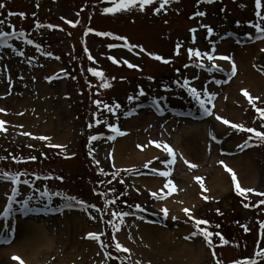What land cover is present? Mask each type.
<instances>
[{
	"label": "rangeland",
	"instance_id": "obj_1",
	"mask_svg": "<svg viewBox=\"0 0 264 264\" xmlns=\"http://www.w3.org/2000/svg\"><path fill=\"white\" fill-rule=\"evenodd\" d=\"M0 3L6 5L0 9V19L5 21L0 25V30L11 31L13 29L10 25L14 26L17 32L23 31L27 39L39 44L43 51H50L53 57H60L56 60L41 55L33 45L24 43V38L9 40L14 48L25 53L23 57L16 56L10 49L0 50V108L5 109V112H0V120L6 121L7 128L6 132H0V158H3L0 159V171L12 174L26 173L21 179L29 180L31 187L21 185L22 195L18 199L27 198L28 195L39 196L36 189H49L74 195L89 204L103 208L105 198L96 195V192L107 193V199L119 197L117 203L109 207V212L103 214V220H99L101 213H95L93 209L89 211L97 215L98 220L89 219L87 213L78 209L47 216L40 214L25 218L18 215V230L12 242L0 244V264H18V261L11 259L16 255L12 246L23 238L25 222L34 224L41 233L45 229L47 236L54 239L52 249L48 251L43 248L36 264H105L99 245L83 237L88 232L103 231L106 233V240L111 239L112 230L104 221L110 218V212L113 210L136 213L134 216L125 217L126 226H122L121 231L116 234L119 242L130 249V253H116L112 248L107 249L113 256L118 255L125 259V264H137V261L140 264H160V258L168 253V249L162 247L166 241L168 247L171 244L175 251L192 248L199 254L195 260H187V264H214L210 250L201 239H184L193 229L191 222L185 223L187 216L182 209L179 213H171L169 210L167 219L160 212L162 207L159 204L167 203L177 195L181 203L190 201L191 204L184 208H189L196 218L208 220L212 225L211 231H220L230 241L228 246L216 250L218 258L223 260L224 264L252 256L258 240L259 223L264 222V205H251L258 204L262 197L250 194L249 200L244 201L250 203V207L245 209L242 205L243 198L235 194L231 176L219 161L224 160L233 169L231 162L239 160L241 167L245 159L252 160L260 177L251 188L264 192V146L240 152L237 146L243 143L247 134L231 130L216 121L214 116L202 115L196 102L179 87L177 81L183 83L184 79H188L190 86L196 87L198 91L203 92L204 88H207L210 93H215V99L208 105L214 115L219 103V112L222 113L220 116L234 123L259 128L260 120L256 118L257 114L241 90V87L248 84L250 76L253 79L262 78V86L258 92L251 95L259 97L258 106L264 107V71L257 70L264 68V52L261 51L264 49V41L246 40L248 34H254V29L248 27V23L255 19L254 0H216L213 4H198V0H179L178 3H170L166 12L160 15H153V6L144 13L133 11L115 16L101 14L105 7L110 6L104 0H0ZM197 11L206 12V15L191 18ZM9 12L25 15L23 18L19 15L9 16ZM62 17L64 19H61ZM65 20L79 23L72 27L65 23ZM37 22L56 27L37 29ZM201 25L214 29L217 35L212 39L217 41V49L221 43L232 44L228 48L230 50L225 49V54L230 55L237 66V74L230 80L227 75L231 72L229 66L220 65L224 71L212 73L204 69L185 67L186 64L193 63L187 55L189 47L199 48L201 51L210 50L211 45L205 38L206 29L200 27ZM88 28L125 36L129 43L142 46L146 52L139 53L138 48L133 52L123 47L109 48V44L122 45L123 41L96 36L94 32L85 36ZM192 28L198 29L195 44L192 43L193 34L189 31ZM228 33L233 35L226 40L219 39L221 35ZM237 39L241 41L240 44L236 43ZM178 42L182 47L180 55L177 56L175 49ZM85 47L94 57L95 64L88 60ZM249 47H253V51L250 52ZM147 53L160 55L171 63L163 64L152 59ZM244 53L247 56H244ZM80 56L83 58L81 61ZM109 56L115 57L121 63L113 64L108 59ZM29 58L31 63L28 62ZM125 59L139 67L128 68L122 63ZM89 67L102 70L112 87L107 90L99 89V81L87 71ZM57 74L61 79L51 83L46 80V77ZM9 77L11 84L8 82ZM113 77L115 79H112ZM221 80L228 82H215ZM141 88L147 95L130 103L128 97H135ZM97 92L99 95H96ZM153 98L160 99L161 107L165 109L164 116L158 115L155 109L150 107ZM25 99L28 101L24 104ZM95 99H101L107 104L119 103L121 109L116 116L105 111L99 118L107 119L109 123H118L121 130L131 136L128 142L143 141L146 146L154 148L156 153L132 164L115 166V144L127 135L111 141L107 137L112 133L105 125L88 128L89 123H94L93 113L98 111L92 102ZM133 108L136 110L135 114L126 117L124 113ZM175 113L185 115L177 116ZM188 121L207 123L208 131L204 133V140L192 134L182 136L181 131L190 127L186 123ZM166 125H170V130H165ZM210 130L216 133L220 143L208 136ZM23 132H29L32 136H50L51 143L67 147L63 151L60 148H49L48 141L21 135ZM163 134H167L166 139ZM90 135H100L102 138L89 145ZM174 135L178 137L181 148L176 146L174 149L177 159L169 179L176 184L177 191L165 200L158 201L151 193L159 192L166 183V178L155 175L152 169L167 170L161 161L168 157L150 142L172 143L175 140ZM202 144L206 153L204 164L200 157L203 153ZM89 147L93 149L92 156L89 155ZM183 149L187 151L186 154ZM146 151L143 150L142 153ZM32 156L36 157L35 161L29 160ZM66 156L70 158L66 159ZM181 156L198 167L189 169ZM13 157L28 162L18 164ZM156 157L160 159L157 160ZM95 161H99V164ZM149 161L152 163L148 164ZM145 164H148V167H145ZM208 165L210 167L204 170ZM100 169L107 173L120 170V174L109 184L107 181L112 177L99 175ZM215 172H219V175L226 179V187L221 192L211 185V175ZM179 173L192 178L186 188L176 183ZM36 176H59L63 179L36 180ZM195 176L203 179L208 191L200 188L194 179ZM121 179L123 184L119 182ZM147 181H157L158 191H152L146 184ZM241 186L246 187L242 184ZM10 187L9 182L0 180V211L6 206V194H10ZM187 191H192V194L185 198L182 194ZM204 196L210 199L205 201ZM61 202L59 197L54 196L52 206L56 207ZM135 205H140L145 211H136ZM31 206L40 205L33 202ZM217 209L222 215L217 213ZM140 216H143L144 220H140ZM172 216L177 219L172 220ZM2 223L0 221V225ZM217 224L220 225L219 229L215 228ZM241 225H247L250 232H244ZM149 227H154L155 233L150 232ZM101 239L105 240L104 236ZM110 242L114 243L112 240ZM234 244H239V247H233ZM261 247H264V241L261 242ZM107 264L120 262L108 260Z\"/></svg>",
	"mask_w": 264,
	"mask_h": 264
},
{
	"label": "snow or ice",
	"instance_id": "obj_2",
	"mask_svg": "<svg viewBox=\"0 0 264 264\" xmlns=\"http://www.w3.org/2000/svg\"><path fill=\"white\" fill-rule=\"evenodd\" d=\"M105 3L109 4L110 6H107L103 9L102 15H112L115 16L117 14H123V13H131L133 11H138L140 13L146 12V10L149 7H153V15H160L162 12H166L167 6L170 5L172 2H179V0H104ZM216 0H198V4H213ZM6 5L4 3H0V9L5 8ZM9 16L19 15L22 18L24 17V13H8ZM79 15V13H77ZM206 15V12L203 11H197L194 14V17H204ZM254 16L255 19L253 21H250L248 23V27L251 29H254V34H248L246 36V40L248 41H264V0H254ZM61 19H64L63 17ZM5 21L3 19H0V25H3ZM65 23L71 25L72 27H76L79 21H76L75 23L71 20H65ZM167 23V21H165ZM237 26H239V22H237ZM13 30L11 31H3L0 30V50H6L10 49L12 53H14L16 56L23 57L25 53L23 51L17 50V48H14L11 43H9V40L12 39H21L24 38V43L28 45H33L37 51L41 52V55L47 56V57H53L52 52H45L41 49V46L39 44H34L32 39H27L25 37V33L23 31L17 32L14 28V26H11ZM56 26L53 25H43L39 22L36 23V28H49L52 29ZM200 27H203L206 29L207 35L206 39L209 41L211 47L208 51H201L199 48H192L189 47L187 49V55L189 60H191L193 63L191 65L186 64L185 67H195L198 69H204L208 73L212 72H223L224 69L220 67V65L217 63V61H227L231 65V72L228 73L229 80L231 77H234L237 74V66L233 60V58L230 55H218L217 54V41L213 40L212 38L216 36L214 29L211 26L208 25H201ZM63 29H61L62 31ZM192 34V43H196V33L198 31L197 28H192L189 30ZM96 36L101 37H110L112 40L115 41H123L122 45L119 44H109V48H118L123 47L126 48L129 52H133L134 49H139V53H145L146 50L136 44H131L128 41V38L121 35H115L112 32H100L95 31L92 28H88L85 32V36H87L89 33H93ZM233 33H228L227 35H221L219 37L220 40H226L229 36H232ZM237 44H240L241 41L239 39L236 40ZM182 47L181 43H177L175 54L178 56L180 55V49ZM85 53H88L87 47L84 48ZM262 52H264V49H261ZM137 53V54H139ZM152 59L162 62L163 64H170L171 61L168 59L163 58L160 55L153 54V53H147ZM2 58V57H0ZM56 60H59V56L53 57ZM89 61H92L93 64L96 63L94 60V57L88 53L87 56ZM109 60L112 61L113 64H119L121 61H118L115 57L109 56ZM205 61L207 63H205ZM29 63H31V58L28 60ZM122 63L126 65L128 68L135 69L139 66L133 63H130L128 60H123ZM42 66V65H41ZM258 71H264V68L257 69ZM87 71L91 74L92 77L97 78L99 81L98 88L107 90L112 87V84L109 80V78L106 76V74L102 70H98L96 67H89ZM198 78V77H197ZM20 79L22 80L23 77L21 76ZM61 79L60 75H53L46 77V80L51 83L53 80ZM112 79H115L113 77ZM149 79H152L149 77ZM9 84H11V77L8 79ZM217 84L227 83V80H221V81H215ZM179 87L184 89L187 94L191 97L193 101L196 102L199 109L202 111V115L204 116H214L215 120L218 121L222 125H226L228 128L235 132L239 133H245L247 134V138L243 141V143L239 144L238 150L240 152L245 151L246 149L264 146V107L258 106L257 101L260 100L259 97L252 96L248 90L244 89L242 90V95L247 99L248 104L251 106L252 109H254L255 113L257 114L256 118L260 120L259 128L256 127H247L242 123H234L229 121L228 119L219 116L214 115L211 108L208 107L209 104L212 103V101L215 99V93H210L207 88H204L203 92L198 91L196 87L190 86L191 82L188 79H184L183 83H179ZM96 95H99V92L96 93ZM147 93L141 88L137 95L135 97L129 96L128 101L131 103L134 99L139 100L140 97H145ZM204 97V98H202ZM93 104H95L97 108V112L93 113V120L94 123H89L88 128L91 129L93 127H97L100 125H105L109 132L112 133L107 137L108 140L115 141L117 137H122L127 135L125 131H122L118 123H109L107 119H100L99 115L103 112L110 113L112 116H116L117 112L121 109V105L119 103H113V104H107L101 99H95L92 101ZM264 103V102H262ZM143 106V105H141ZM150 107L154 108L156 113L160 116H164L165 109L161 107L160 99L153 98L150 101ZM135 109L124 113V115L132 116L135 114ZM0 112H5V109L0 108ZM6 114V113H5ZM20 115H23V113H19ZM177 116L185 115L184 113H175ZM188 115H191V113H188ZM118 119V118H117ZM6 121L0 120V132H6L7 128L5 127ZM163 127V125H162ZM21 135L29 136L32 139L41 140V141H48L47 147L49 148H60L62 151L66 149L67 145H58L51 143V137L50 136H32L29 132H23ZM208 136L217 143H220V141L217 140V135L213 131L208 132ZM102 137L100 135H90L88 136V142L89 145L92 144L94 141L100 140ZM150 143L154 144V146L157 149H161L163 153L166 154L168 157L166 160L161 161L165 164V167L167 170L165 171H159L155 168L152 169V172L155 175H158L160 177L166 178V183L163 185V188L160 189L159 192H152L151 195L155 200L162 201L167 198V196H171L174 192L177 191V186L173 182L172 179H169V177L172 176V167L176 163L177 159V153L174 151V149L166 142H156L151 141ZM31 147V146H30ZM139 147V146H138ZM89 155H93V149L89 147ZM111 155V154H110ZM224 155H231V153H224ZM70 158V157H65ZM181 159H184L183 156L180 157ZM3 159V158H0ZM16 163H27L26 160H21L16 157H13ZM157 160L160 159V157H156ZM31 161H35L36 157L32 156L29 158ZM95 163L98 165L99 161H95ZM152 161H149L148 164H151ZM184 163L188 165L189 169H195L198 166L194 163H190L186 159H184ZM220 165L224 168V170L230 174L231 181L234 186L235 194L239 197H242V205L245 209H248L250 207V203H244V201L249 200L250 194L256 197H262L259 199L258 204L251 205L252 207H260L261 205H264V192L257 191L254 188L251 187H242L240 181L237 178V173L228 166L227 163H225L224 160L219 161ZM148 164H145V167H148ZM125 171H132V170H125ZM120 170H116L112 173H107L103 169L99 170V175L101 176H108L110 175L112 179L108 180L107 183L111 184L112 180L116 179L117 176H119ZM26 175V173H18V174H12L7 171H0V180L7 181L10 183V194H6V206L0 211V221H2V225H0V244H8L12 242V238L14 234L18 230V224H17V216L21 217H30L33 215H40L43 214L45 216L49 214L54 213H64L65 210L71 211L73 209H78L81 212H85L88 214L89 219L91 220H98L97 215H95L93 212L89 211V209H93L95 213H101L99 220H103V214L109 212V207L111 205H115L117 203V200L119 197H116L115 199H107V193L105 192H96L95 194L105 198L104 199V205L103 208L97 207L95 204H89L81 199H78L74 195H69L65 192L61 191H50L49 189H45L43 191H40L39 189H36V191H39V196L34 195H28L27 198L24 199H18V197H21L22 192L20 189L21 185H27L31 187L29 180L27 179H21L22 176ZM36 180H61L62 177L56 176H45L40 177L36 176ZM195 181L200 185V188L203 191H208V189L205 187L203 179L200 176L194 177ZM121 184L124 183L123 179L119 181ZM103 183V181H101ZM165 190H167L165 192ZM112 191H115V189H112ZM125 195L127 193H124ZM59 197L61 199V203L53 207V197ZM203 199L205 201L209 200L210 198L208 196H204ZM35 202L36 204L40 206L33 207L31 204ZM131 207V206H129ZM136 211L144 212L145 209L142 208L140 205H135ZM182 211L187 216V220H185V223L188 224L191 222V228L193 229L188 235L184 237L185 240L192 241L195 239H201L207 249L210 250V254L213 258L214 264H224L223 260L218 258L217 248H224L225 246H228L230 244V241L224 237V235L220 231H211L212 225L208 220L205 219H199L196 218L192 211L189 208H183ZM160 212L163 214V217L167 219L169 217V209L167 207H162L160 209ZM217 213L219 215H222V213L219 212V209H217ZM135 212H128V211H111L110 212V218L104 223H106L108 226H110L112 230L111 240L114 242L113 244L109 245L108 243H105L104 240L101 239V237L105 236L106 233L103 231L99 232H88L84 239L94 241L99 245V248L103 251L104 258H105V264H107L108 260H118L120 264H125V259H121L120 256L116 255L113 256L111 252L107 251V249L111 246L114 247V250L116 253H130V249L125 247L122 243L119 242L117 239L116 234L121 231L122 226H126L125 217L128 216H134ZM140 220H144L143 216L139 217ZM172 220H176L177 217L172 216ZM11 221V223H10ZM151 223V221H149ZM244 232H250V229L247 225H241ZM216 229L220 228V225H215ZM129 238H131L129 236ZM218 241V242H217ZM264 241V222L259 223V233H258V240L256 243V247L254 249L253 255L250 257L235 259L231 261V264H264V247H261V242ZM233 247H239V244L232 245ZM100 253L98 252L97 255ZM13 261H18V264H26V262L18 255H13L11 257ZM137 264H140L139 261H137Z\"/></svg>",
	"mask_w": 264,
	"mask_h": 264
},
{
	"label": "bare ground",
	"instance_id": "obj_3",
	"mask_svg": "<svg viewBox=\"0 0 264 264\" xmlns=\"http://www.w3.org/2000/svg\"><path fill=\"white\" fill-rule=\"evenodd\" d=\"M230 46H232V44H229V45L227 44L225 45L224 43L219 44L218 49H217V54L226 55L225 53L227 52H225V49L230 50L228 49ZM248 50H250V52L253 51V47H249ZM244 56H247V55H245L244 53ZM217 63L219 65L231 67V65L228 64L229 62L227 61H217ZM261 79L262 78H258V77L257 79H253L250 76L247 81L248 84L244 85L245 87H241V90L246 89L248 90L250 94L258 92V90L260 89V86H262L263 84V80ZM26 101L28 100L25 99L23 103L24 104L27 103ZM219 110L220 109H219V103H218V108L216 110L215 115L220 116L222 114L221 112H219ZM186 123H188L187 125H190V127L187 129H183L181 131L182 136L186 137L192 134V135H196V137L199 136L204 140V133L206 134L208 131L206 122H201V123L191 122L190 123V121H188ZM43 129L48 131L46 127L45 128L43 127ZM165 130H170V125H166ZM166 135L167 134L165 135L163 134L164 139H166ZM130 137L131 136L127 135L124 139L117 140L115 144L114 164L117 167H122L127 164H132L141 159H145L147 157L148 158L152 157L156 153L154 148L148 147V145L146 146V144L143 143V141L128 142L131 139ZM174 137H175V140L172 143L171 142L170 143L167 142V143L173 149H175L176 146L181 148L180 147L181 145L179 146L178 137L175 135ZM203 144H202L203 149L201 150L203 151V153H201V155L199 153L202 159V164H204L205 162L204 155L206 154L204 152L205 148ZM143 150L144 151L147 150V151L145 153H142ZM182 151L185 152V154L187 153V151L184 149ZM245 160L246 161L243 163L241 167H240L239 160L235 161L234 163L231 162V166L233 167L234 170H236L235 172L237 173V178L240 181V183L243 186L252 187L255 185L256 182H258L260 173L255 163L252 160L250 159H245ZM209 167L210 165L205 167L204 170H206ZM177 177L178 178L176 180V183L178 186L182 188L189 185V182H192V178L187 177L186 174L184 175L182 173H179V176ZM146 184L149 186L150 189H152V191H158L159 184L157 181H147ZM225 184H226V179L223 175H219V172H215L211 175V185L214 186V188L218 190L219 192L225 189L226 187ZM191 194H192V191H189V192L187 191V193L185 192L182 195L185 198H188V196H190ZM190 204H191L190 201H185L181 203L179 195H177V196L172 197L167 203L159 204V206L167 207L171 211V213H174L172 211L179 213L181 209H183L186 206L188 207ZM24 225H25V228H24L23 238L12 246L14 248V254L20 256L26 262V264H36L38 263V255L41 253L43 248H47L48 251L52 249L53 244H54V239L52 237L47 236V234L45 233V229H43L44 232L41 233L39 230L35 228V225L31 224L30 222H25ZM149 229H150L149 230L150 232L155 233L154 227H149ZM162 247L163 249H168V253L167 255L165 254L164 256L160 258L161 260L159 262L160 264H187V260L189 261L195 260V258L199 256V254L192 248L188 250L183 249V251L175 248L177 250L175 251L173 250L174 248L171 246V244L168 247L167 241L163 242Z\"/></svg>",
	"mask_w": 264,
	"mask_h": 264
},
{
	"label": "trees",
	"instance_id": "obj_4",
	"mask_svg": "<svg viewBox=\"0 0 264 264\" xmlns=\"http://www.w3.org/2000/svg\"><path fill=\"white\" fill-rule=\"evenodd\" d=\"M79 58H80V61L83 60L82 56H80ZM82 66L84 67V65H82ZM104 238H105V240H106L107 236H105ZM106 243H108L109 245L113 244L112 242H110L109 239L106 240ZM109 248H110V249L112 248V249L114 250V247H111V246H110Z\"/></svg>",
	"mask_w": 264,
	"mask_h": 264
}]
</instances>
